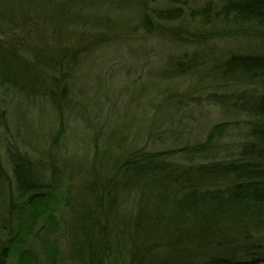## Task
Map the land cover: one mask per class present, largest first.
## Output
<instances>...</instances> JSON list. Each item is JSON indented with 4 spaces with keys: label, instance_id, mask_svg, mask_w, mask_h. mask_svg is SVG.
I'll return each mask as SVG.
<instances>
[{
    "label": "rangeland",
    "instance_id": "1",
    "mask_svg": "<svg viewBox=\"0 0 264 264\" xmlns=\"http://www.w3.org/2000/svg\"><path fill=\"white\" fill-rule=\"evenodd\" d=\"M19 1L3 6L0 0L2 53L6 48L18 52L30 44L37 46L28 35L21 39L17 30H2L10 26L8 19L19 22L25 11L32 17L37 15L40 22L60 18L55 29H39L45 40L61 35L63 39L51 45L75 48L83 44L76 45L77 37L86 43L92 35L99 38L98 43L107 44L83 55L71 72L70 103L59 111L61 119L51 103L39 97L43 85L30 95L0 77V114L7 117L0 132V174L4 178H0V236L7 202L14 200L20 209L15 214L20 225L6 236L11 242L7 264H28L29 256L31 264H85L81 253L95 248L98 235L83 226L86 223L81 218L92 217L93 212L83 211L81 193L90 169L105 170L104 165H96V156H106L108 167L118 160L123 162L129 152L156 153L162 155L164 165L179 168H194L209 160L228 163L253 142V128H264V118L245 113L232 100L239 90L260 93L262 88L255 84L240 88L239 79L225 82L221 73L233 55H264V26L234 25L222 15L219 0L150 3V10L180 8L182 16L165 21L148 10L145 14L151 20V31L143 27L136 0H32L35 6ZM60 4L71 8L57 6ZM97 6H122L125 12L99 7V13ZM104 19L109 32L99 26ZM7 34H11L8 39ZM6 142L16 144L22 154L39 164L40 178L53 189L52 215L40 218L37 211L22 213L23 200ZM201 147L209 151L200 154L196 148ZM207 152L213 158H198ZM198 183L193 185L210 187ZM133 202L121 205L133 212ZM130 236L132 232L122 228L121 233L113 234V246L124 247L119 251L123 259L128 256L125 245ZM256 241L264 243V234ZM110 264L117 261L111 259Z\"/></svg>",
    "mask_w": 264,
    "mask_h": 264
},
{
    "label": "trees",
    "instance_id": "2",
    "mask_svg": "<svg viewBox=\"0 0 264 264\" xmlns=\"http://www.w3.org/2000/svg\"><path fill=\"white\" fill-rule=\"evenodd\" d=\"M157 1L136 0L147 31L152 27L145 13L150 10L149 4ZM162 1L176 5L182 0ZM219 2L222 15L234 25L264 26V0ZM9 3H13L12 0H2L3 6ZM21 3L34 5L32 0H20ZM57 6L71 8L62 4ZM97 7V12L99 7L125 12L122 6ZM179 9L152 8L150 11L162 20L174 21L182 18ZM24 13L19 22L8 19L10 26L2 30L6 29V33L17 30L21 39L28 35L36 40L38 47L30 44L18 52L11 48L0 52V77L15 84L17 90L26 89L30 95L43 85L39 97L50 102L59 117L63 105L70 103L67 92L72 88L71 72L79 65L80 58L107 43H98L99 38L92 35L86 43L77 37L76 45L83 44L75 48L65 47V44L51 45L58 44L63 39L61 35L45 40L39 29H55L56 20L60 18L40 22L37 15L32 17L29 11ZM106 22L104 19L99 26L109 32ZM6 36L8 39L11 34ZM34 50L36 54L33 55ZM221 73L225 82L236 83L239 79L240 88L254 84L262 88L260 93H256L257 90L248 92L246 88L239 90L232 100L245 113L264 118V55H233L225 61ZM6 120L7 117L0 114V132ZM251 136L253 142L241 148L236 160L228 163H211L209 160L208 164H193L194 168L164 165L162 155L150 152H129L123 162L118 160L110 167L106 156H96V165H104L105 170L90 169V174L85 176L88 180L81 193L85 202L83 211L93 212V215L85 216L81 221L86 223L83 225L86 230L91 227V233L98 235L97 244L94 249L90 247L88 253L82 251V261L85 264H110L111 259L117 264L123 260L127 264H264V243L256 241L264 234V128H253ZM260 146L263 149H259ZM5 147L16 188L22 196V213L30 215L37 211L40 218L52 215L53 189L40 178L36 169L39 164L22 154L16 144L6 142ZM196 149L202 151L200 154L209 151L206 147ZM209 153L198 158L207 161L213 158ZM0 178L3 181V175L0 174ZM194 181L201 185L208 183L210 187L193 185ZM127 200L134 201L133 212L122 207L121 203ZM7 206V217L1 221L0 264H7L10 258L8 245L11 242L6 236L12 234L15 225H20L15 220V214L20 210L17 203L9 200ZM28 223L31 226V222ZM121 228L124 232H132L125 245L126 259L120 257L119 252L124 247L113 246V234L121 233ZM123 242L121 245L125 244ZM30 257L28 264H31Z\"/></svg>",
    "mask_w": 264,
    "mask_h": 264
}]
</instances>
